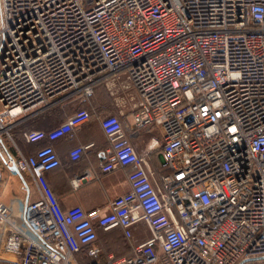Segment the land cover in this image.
Listing matches in <instances>:
<instances>
[{
    "label": "built area",
    "instance_id": "1",
    "mask_svg": "<svg viewBox=\"0 0 264 264\" xmlns=\"http://www.w3.org/2000/svg\"><path fill=\"white\" fill-rule=\"evenodd\" d=\"M100 85L117 109L101 118V170L126 168L130 190L106 212L63 208L53 143L90 112L25 132L48 141L32 154L11 130ZM146 128L160 132L158 172L129 135ZM0 161L39 192L20 220L0 203V264H264V0H0ZM96 226L121 229L131 254L101 261Z\"/></svg>",
    "mask_w": 264,
    "mask_h": 264
},
{
    "label": "crops",
    "instance_id": "2",
    "mask_svg": "<svg viewBox=\"0 0 264 264\" xmlns=\"http://www.w3.org/2000/svg\"><path fill=\"white\" fill-rule=\"evenodd\" d=\"M104 92L91 96L86 101L80 99L72 101L68 104L57 105L51 109H47L42 113L36 114L29 118H24L22 122L15 127L20 126L24 129H53L64 121L69 115L74 113L78 108L92 109L90 120L79 126L73 137L63 136L56 140L53 145L60 158V165L55 169L47 172V180L59 198L63 208H70L76 205L82 206L86 211L91 212L95 209H101L106 212L108 204L113 198L124 194L130 190V182L128 179V170L126 168H116L109 172H103L101 165L108 161L109 154L107 149L110 147L107 136L101 125V118L106 113H115L116 108L113 98L103 86ZM126 122H131L132 117L127 116L123 118ZM132 143L140 153H145L148 158L153 171L158 172L164 165L162 153L160 132L152 128L140 130L136 134L129 132ZM16 143V142H15ZM93 143V145L86 149L81 157L74 161L71 158V151L78 146H85ZM17 144V143H16ZM25 144V149L18 146V150L24 154H32L38 146L28 143ZM13 153L19 152L13 145L10 146ZM27 151V152H26ZM3 163L0 161L1 175L0 186H6V180L2 179L3 172H6V177L10 178L16 172L9 168H3ZM20 175V189L23 192L22 204L13 202L9 205L11 207L14 218L20 220L24 206L27 202L38 198L39 192L32 178L27 174ZM78 177H85L80 181V185L75 187L73 179ZM122 235V231L119 228ZM100 239L96 242L98 246L105 249V242L111 241L112 234L108 235L105 232H99ZM134 235L137 241H142L149 236L147 226L140 223L134 227ZM117 251V250H115ZM115 251H110L108 255H117ZM120 256H128L131 254V249L128 246V252L121 253ZM81 257L80 255H78Z\"/></svg>",
    "mask_w": 264,
    "mask_h": 264
},
{
    "label": "trees",
    "instance_id": "3",
    "mask_svg": "<svg viewBox=\"0 0 264 264\" xmlns=\"http://www.w3.org/2000/svg\"><path fill=\"white\" fill-rule=\"evenodd\" d=\"M103 92H104V88H103L102 85H100V86L96 87L94 95L101 94ZM94 95H92V96H94ZM88 111L90 112V116H91L92 109H88ZM44 130H49V129H44ZM28 131H31V129H29V128L28 129L20 128V126L14 127L11 130L12 137L14 138L15 142L17 143V145H19V147H21L22 149H25V144H27L28 147L30 146L28 144V142H26V140L24 138V133L28 132ZM43 143H48V141L44 140L42 143L33 144V145L40 146ZM6 145L9 146V149H10L11 144L8 142ZM116 230L117 229H115V228L111 229V230H104V229L96 226V231H97V240H96V242L100 239V235H99L100 231H103V232H105V234L107 233L108 235H110V234L113 235V237H111V239H112L111 241L105 242V245H106L105 249L102 250V253H101L100 257H99V259L101 261H104V260L107 259L108 253L110 251L117 250V251H115V252H117L116 253L117 255H115L116 257L120 256V253H118V252H120L119 250H122L121 253H124L126 251L128 252V244H127L123 234L121 235L120 232L116 231Z\"/></svg>",
    "mask_w": 264,
    "mask_h": 264
},
{
    "label": "rangeland",
    "instance_id": "4",
    "mask_svg": "<svg viewBox=\"0 0 264 264\" xmlns=\"http://www.w3.org/2000/svg\"><path fill=\"white\" fill-rule=\"evenodd\" d=\"M2 179H7V182L5 187H2V185L0 186V203L7 206L13 202H19L20 204L22 202L23 192L20 189V177L18 174H14L12 177L7 178L6 172H3Z\"/></svg>",
    "mask_w": 264,
    "mask_h": 264
},
{
    "label": "water",
    "instance_id": "5",
    "mask_svg": "<svg viewBox=\"0 0 264 264\" xmlns=\"http://www.w3.org/2000/svg\"><path fill=\"white\" fill-rule=\"evenodd\" d=\"M9 169L12 170V171H14V172H16L18 175L21 176V178H23L22 173L19 171V169L16 166H11V167H9Z\"/></svg>",
    "mask_w": 264,
    "mask_h": 264
}]
</instances>
